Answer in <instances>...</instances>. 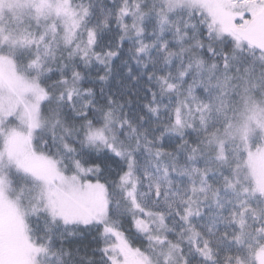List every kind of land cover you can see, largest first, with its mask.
I'll return each instance as SVG.
<instances>
[{
	"label": "snow or ice",
	"instance_id": "1",
	"mask_svg": "<svg viewBox=\"0 0 264 264\" xmlns=\"http://www.w3.org/2000/svg\"><path fill=\"white\" fill-rule=\"evenodd\" d=\"M0 264H264V0H0Z\"/></svg>",
	"mask_w": 264,
	"mask_h": 264
},
{
	"label": "rangeland",
	"instance_id": "2",
	"mask_svg": "<svg viewBox=\"0 0 264 264\" xmlns=\"http://www.w3.org/2000/svg\"><path fill=\"white\" fill-rule=\"evenodd\" d=\"M2 72V70H0ZM258 166L260 167L262 173H264V160L258 162Z\"/></svg>",
	"mask_w": 264,
	"mask_h": 264
}]
</instances>
